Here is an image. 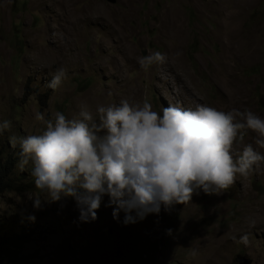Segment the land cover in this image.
I'll return each mask as SVG.
<instances>
[{
	"label": "rangeland",
	"instance_id": "374dc122",
	"mask_svg": "<svg viewBox=\"0 0 264 264\" xmlns=\"http://www.w3.org/2000/svg\"><path fill=\"white\" fill-rule=\"evenodd\" d=\"M61 1L0 0V121L13 125L0 136V164L15 184L0 194V237L21 241L0 251V264H237V256L264 264V165L219 195L201 192L134 223L124 212L113 219L105 195L98 219L84 223L70 198L33 208L31 198L48 197L30 166L17 170L8 141L38 134L37 112L72 118L82 104L94 112L121 99L147 100L161 113L207 104L264 118V0ZM157 51L168 63L141 68L138 60ZM61 66L68 78L48 89ZM255 139L249 130L238 147L257 148ZM244 234L247 245L238 243Z\"/></svg>",
	"mask_w": 264,
	"mask_h": 264
},
{
	"label": "clouds",
	"instance_id": "9594fccd",
	"mask_svg": "<svg viewBox=\"0 0 264 264\" xmlns=\"http://www.w3.org/2000/svg\"><path fill=\"white\" fill-rule=\"evenodd\" d=\"M166 63L168 55L158 51L138 60L145 70ZM67 78L61 66L46 87L56 90ZM35 119L42 124L38 134L8 137L11 148L18 149L17 170L30 166L35 188L48 197L31 198L33 208L42 210L45 203L70 198L84 223L98 219L105 195L113 219L119 221L124 212L123 222L134 223L162 209L171 212L201 192L219 195L236 183L237 176L247 178L264 165V154L258 150L264 149V118L247 109L225 112L207 104L169 105L161 113L147 100L121 99L118 104L97 105L94 112L82 104L72 118L55 111L50 118L37 112ZM12 127L11 120L0 121V136L11 133ZM249 130L256 134L257 148L248 143L241 150L238 145ZM172 232L166 230L167 235ZM238 243L247 245L248 235ZM197 254L191 250L193 257Z\"/></svg>",
	"mask_w": 264,
	"mask_h": 264
},
{
	"label": "trees",
	"instance_id": "16d2710c",
	"mask_svg": "<svg viewBox=\"0 0 264 264\" xmlns=\"http://www.w3.org/2000/svg\"><path fill=\"white\" fill-rule=\"evenodd\" d=\"M7 163L5 165L0 164V194L3 191H10L15 188V184L12 179H9V168L7 167ZM21 241L18 238L11 239L5 237H0V251H4V249L11 248V247H19Z\"/></svg>",
	"mask_w": 264,
	"mask_h": 264
},
{
	"label": "water",
	"instance_id": "95a60500",
	"mask_svg": "<svg viewBox=\"0 0 264 264\" xmlns=\"http://www.w3.org/2000/svg\"><path fill=\"white\" fill-rule=\"evenodd\" d=\"M110 4H115L116 0H106ZM237 264H251L250 260L243 256H237Z\"/></svg>",
	"mask_w": 264,
	"mask_h": 264
},
{
	"label": "bare ground",
	"instance_id": "6f19581e",
	"mask_svg": "<svg viewBox=\"0 0 264 264\" xmlns=\"http://www.w3.org/2000/svg\"><path fill=\"white\" fill-rule=\"evenodd\" d=\"M61 2H62V3H63V2L67 3V2H69V1H68V0H62ZM62 6H63V5H62Z\"/></svg>",
	"mask_w": 264,
	"mask_h": 264
}]
</instances>
